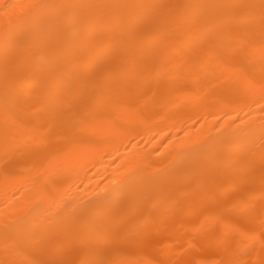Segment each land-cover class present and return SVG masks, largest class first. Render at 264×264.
I'll return each mask as SVG.
<instances>
[{"label":"bare ground","instance_id":"bare-ground-1","mask_svg":"<svg viewBox=\"0 0 264 264\" xmlns=\"http://www.w3.org/2000/svg\"><path fill=\"white\" fill-rule=\"evenodd\" d=\"M0 264H264V0H0Z\"/></svg>","mask_w":264,"mask_h":264}]
</instances>
